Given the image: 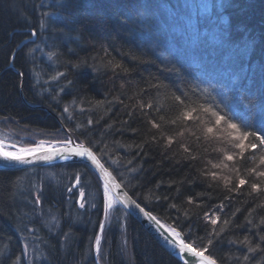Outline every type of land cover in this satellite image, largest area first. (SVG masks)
Listing matches in <instances>:
<instances>
[{
  "label": "trees",
  "instance_id": "trees-1",
  "mask_svg": "<svg viewBox=\"0 0 264 264\" xmlns=\"http://www.w3.org/2000/svg\"><path fill=\"white\" fill-rule=\"evenodd\" d=\"M69 133L193 247L264 264V0H0V138ZM105 190L81 162L0 169V264H98ZM103 241L181 264L119 203Z\"/></svg>",
  "mask_w": 264,
  "mask_h": 264
},
{
  "label": "water",
  "instance_id": "water-1",
  "mask_svg": "<svg viewBox=\"0 0 264 264\" xmlns=\"http://www.w3.org/2000/svg\"><path fill=\"white\" fill-rule=\"evenodd\" d=\"M33 37L29 40H34ZM27 40L23 41L26 42ZM22 43V44H23ZM35 154L25 156V162L6 161L0 156V169L18 170L32 166H47L65 162H81L89 165L97 173L103 185L113 195L116 201L137 220L152 236L181 264H220L206 252L199 250L189 244L184 235L177 229L165 224L157 218L151 211L141 205L121 184L113 172L97 156L95 151L85 143L78 142L73 135L68 134V141L56 146L33 147ZM28 149V150H32ZM55 150V151H54ZM4 150L0 141V152ZM81 152L89 155H79ZM15 154H22L20 150ZM67 157V158H66ZM155 218V219H152ZM181 241L185 245L195 249L196 252H203V257L195 256L191 251H181Z\"/></svg>",
  "mask_w": 264,
  "mask_h": 264
},
{
  "label": "rangeland",
  "instance_id": "rangeland-1",
  "mask_svg": "<svg viewBox=\"0 0 264 264\" xmlns=\"http://www.w3.org/2000/svg\"><path fill=\"white\" fill-rule=\"evenodd\" d=\"M227 130L228 132L226 130L225 131L227 135L229 136V138H231L230 141L232 143V146L237 149H239L240 147H243V139L235 132V130L230 126L228 127ZM21 137H24V136H21ZM0 141H1V145L3 149L7 151H18L21 149H32L33 147L59 145V143L53 140L52 136H46L44 137V139L28 140V141H31L28 143H25L24 141H21V140L10 141L6 138H2V139L0 138ZM67 141L68 139L61 142L60 144L65 143ZM105 189H106L105 190V214H104L103 222L98 232V236L100 237L99 247H97L96 242H95V255H96L98 264H107L106 252H105V248L103 244L104 234L107 229V225L110 221V218L112 216V213L115 210L116 205L118 203L116 199L113 197V195L107 190V188ZM109 197H111V205H112L110 208L108 207ZM79 204L82 205L81 200H79Z\"/></svg>",
  "mask_w": 264,
  "mask_h": 264
},
{
  "label": "snow or ice",
  "instance_id": "snow-or-ice-1",
  "mask_svg": "<svg viewBox=\"0 0 264 264\" xmlns=\"http://www.w3.org/2000/svg\"><path fill=\"white\" fill-rule=\"evenodd\" d=\"M222 119H223V117L221 116L219 118V120H217V123H219L220 120H222ZM231 127L232 128H236V125L235 124H232ZM208 131L211 132L212 129L209 128ZM245 139H247V136L246 135H245ZM260 143L261 144H264V140H260ZM252 147H255V145H252ZM20 151H21L22 154H15L13 152L3 151V152H0V156H2L6 161H15V162H18V163H23V162H25V156H32V155H34L36 150L35 149H32V150L21 149ZM89 154L90 153H87V152H81V153H79V155H89ZM228 159L231 160L232 157L229 156ZM261 175H264V173H261ZM240 183L243 184L244 181L241 180ZM111 206H112L111 205V197H109L108 207L110 208ZM152 219H155V218H152ZM212 222L215 223L216 221L213 220ZM96 245H97V247H99V245H100V237L99 236L96 239ZM180 248H181V251H191L197 257H203V255H204L203 252H196L195 249H191L190 246L185 245L183 243V241H181Z\"/></svg>",
  "mask_w": 264,
  "mask_h": 264
},
{
  "label": "bare ground",
  "instance_id": "bare-ground-1",
  "mask_svg": "<svg viewBox=\"0 0 264 264\" xmlns=\"http://www.w3.org/2000/svg\"><path fill=\"white\" fill-rule=\"evenodd\" d=\"M8 152H13V153H15V151H8Z\"/></svg>",
  "mask_w": 264,
  "mask_h": 264
}]
</instances>
